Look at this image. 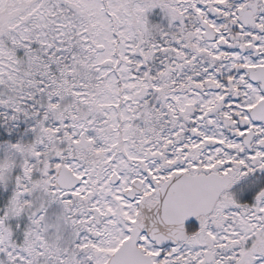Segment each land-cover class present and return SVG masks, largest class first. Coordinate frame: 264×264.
<instances>
[{"label": "snow or ice", "instance_id": "obj_1", "mask_svg": "<svg viewBox=\"0 0 264 264\" xmlns=\"http://www.w3.org/2000/svg\"><path fill=\"white\" fill-rule=\"evenodd\" d=\"M0 264H264V0H0Z\"/></svg>", "mask_w": 264, "mask_h": 264}]
</instances>
